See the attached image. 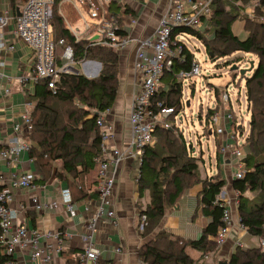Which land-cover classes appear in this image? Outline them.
<instances>
[{
  "label": "trees",
  "instance_id": "16d2710c",
  "mask_svg": "<svg viewBox=\"0 0 264 264\" xmlns=\"http://www.w3.org/2000/svg\"><path fill=\"white\" fill-rule=\"evenodd\" d=\"M88 14L91 9L99 12L102 8L108 17L117 18L121 9L118 0H110L103 6L99 0H76ZM213 1L212 26L210 39L193 27L181 26L173 29L172 37L180 34L193 36L205 45L208 54L216 57L233 56L238 52L252 53L257 63L246 77V94L250 112V132L241 146L248 147L244 158L246 173L236 179L233 187L239 193V216L248 232L264 239V198L251 197L249 191H264V0H258L255 6V18L245 17L247 36L241 39L233 31V23L239 12L230 13L226 2ZM249 3L252 0H241ZM80 13L73 0H56L53 5L51 26L56 38L64 37L75 49L76 60L93 59L102 65L97 76L89 77L82 73L65 74L55 90L47 83H38L33 94H28L27 101L33 102L31 118L33 130L32 146L29 155L36 160L48 180L56 168V177L64 181L74 201L98 197L97 163L95 157L102 153L100 127L97 124L99 112L113 107L119 87V54L111 48L91 45L90 39L83 36L77 40L68 25L80 20ZM264 18V16H263ZM259 19V20H258ZM211 26V28H212ZM210 28V29H211ZM124 34L125 32L122 31ZM180 45V44H179ZM241 55L231 57L228 61L235 63ZM194 56L182 43L179 56L173 61L170 69H165L161 83L152 98L157 104L173 107L174 113L169 116L173 123L185 108L183 103V81L177 76L181 70H190ZM229 64V63H228ZM191 95L195 93L192 85ZM218 102L221 99L216 89ZM218 108H208L205 116V134H210L211 116ZM237 122L234 115L233 124ZM240 128V136H242ZM155 136L159 142L154 147L146 148L137 177L139 197L149 193L150 201L140 209V216L145 213L147 225L140 235L145 239L139 250L143 264H196L190 249L203 255L217 251L215 238L223 225V207L216 202L226 180L220 172L201 179L199 175L202 156L193 155L192 147L187 145L183 132L174 124L172 128L158 125ZM216 136V153L220 145ZM199 186L200 208L209 219L197 239H184L166 230H159L161 220L169 208L175 207L183 195ZM77 250L62 252L65 264H76ZM106 264V262H104ZM101 263V264H104ZM211 264V263H202ZM229 264H264V247H239L232 253Z\"/></svg>",
  "mask_w": 264,
  "mask_h": 264
},
{
  "label": "built area",
  "instance_id": "2783aa9c",
  "mask_svg": "<svg viewBox=\"0 0 264 264\" xmlns=\"http://www.w3.org/2000/svg\"><path fill=\"white\" fill-rule=\"evenodd\" d=\"M56 0H24L18 14L10 10L0 12V96L12 93V80L5 72L7 61L3 53L16 50V40L23 42L29 49L25 68L14 78L19 86L25 88L28 94L35 92L38 83L45 82L52 90L56 89L58 80L65 74H78L80 71L76 64H84L93 59L76 60L75 49L64 37L54 36L51 19L53 5ZM110 0H99L103 6ZM214 0H166V6L161 13L156 29L151 36L133 37L129 33H122L115 17H108L105 8L99 12L91 9L88 16H83V8L76 0L74 6L83 19V30L72 27L71 31L77 40L87 33L92 34L91 45H101L116 52L125 50L131 43L137 45L135 67L139 70L142 79L139 90L133 98L129 113L131 124V141L125 148L114 147L108 152V142L113 134V126L105 120L110 109L99 112L97 124L100 127L102 153L95 157L97 163L98 200L94 213L88 218L89 233L84 237L85 243L81 250L75 253L76 264H96L100 250L94 244V237L98 230V223L102 219L115 221L114 193L118 168L127 158H134L142 164L146 148L155 143V129L158 125L172 128L169 116L174 113L173 107H165L161 102L152 101L164 74L170 69L173 61L179 56L182 46L180 34L172 37L173 29L181 26L193 27L201 32L206 31L212 22ZM261 20L264 21L262 17ZM135 23L136 19L132 18ZM180 44V45H179ZM184 44V43H183ZM201 66L195 59L190 70H181L177 76L193 78L200 75ZM5 80H8L5 83ZM5 83V84H4ZM228 87V86H227ZM184 96V92H183ZM222 108H218L211 116V134L217 133L221 141L220 152L226 154L231 151L237 160L234 178H243L246 173L244 158L246 151L239 144L240 128L237 122L233 124L235 113L230 108L228 89L220 90ZM188 101V100H187ZM186 101V103H187ZM190 104H191V100ZM185 105V102L183 100ZM17 118H7L6 136L0 138V264H18L16 254L26 251L33 260L50 263L54 255L63 251L66 238H73L72 229L43 230L32 228L25 223L18 222L19 211L12 206L15 190H37L36 177L26 171L23 164L24 156L28 155V162L36 160L29 155L32 139L33 120L31 109L33 102L24 104ZM217 106V105H216ZM215 106V107H216ZM181 114V113H180ZM179 114V115H180ZM179 115L177 117H179ZM10 119V121H8ZM182 120L183 117L181 116ZM0 125L1 122H0ZM209 130V131H210ZM239 130V131H238ZM239 132V134H238ZM244 143V142H243ZM239 193L235 190L234 205L239 206ZM32 209L37 212L56 210L59 204L64 205L68 219L74 221L78 216L77 204L72 198L68 187L61 190V200H41L35 193L31 196ZM223 207V225L215 238L220 247L226 243L235 228L232 201L228 194L222 191L217 197ZM85 211L90 206L84 207ZM25 210V207H23ZM148 218L145 213L140 216L138 229L142 232L147 225ZM236 228L239 232H248L247 227L241 223L240 216ZM242 238H237L235 246L243 247ZM56 241V245L50 242ZM264 247V240L261 242ZM121 252V248H117ZM52 252V253H50Z\"/></svg>",
  "mask_w": 264,
  "mask_h": 264
},
{
  "label": "crops",
  "instance_id": "0c3cea01",
  "mask_svg": "<svg viewBox=\"0 0 264 264\" xmlns=\"http://www.w3.org/2000/svg\"><path fill=\"white\" fill-rule=\"evenodd\" d=\"M118 1L122 7L117 14L116 20L123 31L136 38L148 37L154 33L159 17L166 6V0ZM23 3L24 0H0V12L10 10L18 14ZM249 9L248 11L251 12L252 10ZM132 18L136 19L135 23L132 22ZM68 26L70 30L74 27V25ZM241 28L246 31L243 25L240 26ZM15 43L16 50L14 52H6L2 55L7 61L4 70L12 78V80H9L12 84V93L8 96H0V122L2 124L0 125V138L6 136L5 128L7 127V123H9L6 122V119L12 118L13 120V118H17V115L24 110L23 107H25L24 104L28 97L25 88L19 86L14 78L25 68L29 49L20 40H16ZM136 50L137 45L131 43L125 50L118 53L119 87L117 98L113 107L110 108L105 116L106 122L113 126V134L108 142V152L114 147L125 148L131 141L129 113L134 95L139 90L142 79L139 70L135 67ZM83 67L87 76L94 77L99 74L102 65L99 61L89 60L83 64ZM7 82L8 80H5V83ZM217 139L221 146L220 139L218 137ZM23 159L26 160L23 164L25 170L32 172L36 177L37 190L25 191L18 189L14 191L12 206L19 211L18 222L43 230L72 229L74 236L73 238H66L62 252L67 250H77L78 252L85 243L84 237L89 233L87 220L94 213L98 197L89 196L87 199L75 201L78 216L74 221L68 219L62 203L59 204V208L56 210L35 211L32 209L31 202L33 194L38 193L41 196V200L60 201L61 190L66 188L67 184L56 177V168L53 171V175L48 180H44V173L39 168L38 163H29L27 161L28 155H25ZM236 163L237 160L231 151L225 155L219 151L216 160L217 170L212 174L220 172L226 180L222 191H225L232 201L235 228L226 243L213 253L203 255L197 250L190 249L191 255L196 260L201 259L202 263L225 264V262H229L232 253L236 249L235 241L237 238H242L241 240L245 244L244 248L259 247L262 240H264L259 237L256 238L257 236L249 232H239L236 228L239 218L238 207L234 205L235 189L233 187L236 179L233 176L237 166ZM139 171L140 163L134 158H127L121 162L118 168L113 199L116 218L115 221L102 219L98 223L94 244L100 250V255L96 264L104 262L106 264H143L139 258V250L145 239L140 235L138 229L140 222L138 202L142 201L144 206L142 205L141 208H145L150 201V197L148 192H146L148 196L145 193L142 197H139L137 183ZM199 192V186H195L183 195L178 205L167 209L155 232L163 229L184 239L199 238L203 228L209 221L201 212ZM86 205L90 206V210L87 212L84 209ZM23 207H25V210H23ZM50 242L56 245V241L50 240ZM117 248H121V252H118ZM62 252L54 255L53 261L50 263L33 260L26 251L18 252L16 260L18 264H65L66 259Z\"/></svg>",
  "mask_w": 264,
  "mask_h": 264
},
{
  "label": "rangeland",
  "instance_id": "374dc122",
  "mask_svg": "<svg viewBox=\"0 0 264 264\" xmlns=\"http://www.w3.org/2000/svg\"><path fill=\"white\" fill-rule=\"evenodd\" d=\"M226 3V6L228 7L227 10H229L230 13L239 12V17L233 24V30L236 35H238L241 39H244L247 36V32L242 28L240 29V26H245L244 24L246 16L255 18V6L259 4V2L258 0H252L249 3H245L241 0H229ZM248 9L252 11L249 12ZM83 16H86V12H83ZM211 26L212 22L210 27L204 31V34L208 39H210L213 34V26L212 28ZM74 28L83 30L82 18H80V20L74 24ZM85 36L86 38L90 39L92 34L87 33ZM182 42L191 51L194 59L199 62L201 66V72L200 75L194 76L193 78L182 79L184 89L183 100L185 102V108L182 110L176 121L174 123L170 121V123L171 125L174 124L177 126L179 130L183 132L187 145L192 147L193 155L196 157L202 156L203 161H200L199 175L200 178L203 179L217 170L216 136L214 134L207 135L204 132L205 116L208 108H215L217 104L220 109L222 108V100L220 99L218 102L216 89L218 90L219 95L222 88L228 89L230 108L237 116L238 126H243L242 136L239 137V144L242 145L250 132L251 116L248 110L245 83L246 77L251 76L252 72H247L245 75H241L239 70H231V67L232 65L237 64L239 65V69L248 68L250 67L251 61H254L255 64L257 63V58L252 53L243 52H238L233 56H210V54H208L206 51L204 43L193 36H184L182 38ZM236 55H241L242 57L236 59L235 63L228 61L231 57ZM75 67L80 71V73L87 75L82 64H76ZM192 85H194L195 88V93L193 96L191 95V90L193 87ZM187 100H191L190 106H187ZM181 116L183 117L182 120L180 119ZM158 142L159 136L156 135L154 147ZM244 150L248 152V147L246 146ZM190 190L191 189H189L186 193H188ZM146 195L148 196V193H146ZM248 195L251 197L257 196L259 198H264V191L260 193L249 191ZM180 201L181 199L179 202ZM142 205L144 206L142 201H139L138 207H141ZM201 263L202 261L199 259L196 264Z\"/></svg>",
  "mask_w": 264,
  "mask_h": 264
},
{
  "label": "water",
  "instance_id": "95a60500",
  "mask_svg": "<svg viewBox=\"0 0 264 264\" xmlns=\"http://www.w3.org/2000/svg\"><path fill=\"white\" fill-rule=\"evenodd\" d=\"M210 56H212V53H210ZM254 66H255L254 61H251L250 67H248V68L239 69V65L234 64V65H232L231 70H234V71L239 70L241 75H245L247 72H252L254 69ZM186 104H187V106H190V101L188 100ZM210 134H211V130H210ZM228 263L229 262H225V264H228Z\"/></svg>",
  "mask_w": 264,
  "mask_h": 264
}]
</instances>
